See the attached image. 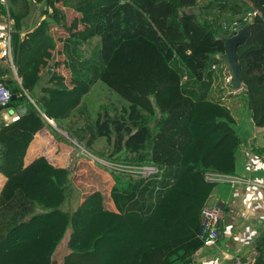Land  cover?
Instances as JSON below:
<instances>
[{
	"label": "trees",
	"instance_id": "1",
	"mask_svg": "<svg viewBox=\"0 0 264 264\" xmlns=\"http://www.w3.org/2000/svg\"><path fill=\"white\" fill-rule=\"evenodd\" d=\"M35 1L44 2L39 14L47 23L67 28V16L57 7L62 0ZM93 14L94 37L65 38L63 53L75 81L90 88L101 83L124 104L114 115L106 107L73 138L87 151L104 138L112 150L110 163L152 165L160 172L144 179L112 171L116 210L101 191L72 210L67 169L45 157L25 165L35 135L48 123L27 84L13 74L30 50L29 34L23 39L18 33L25 18L17 4L0 0V17H8L17 32L11 64H0V83L15 100L0 113L21 111L18 120L0 124V174L6 178L0 193V264H52L68 232L62 264H193L205 247L202 210L212 204L218 186L226 185L207 182L206 174L237 175L244 141L230 101L240 97L254 126L264 128V3L102 0ZM251 17V34L237 50L244 90L236 96L226 89L230 76L218 59L224 53L220 38L231 37ZM253 257L264 264V243Z\"/></svg>",
	"mask_w": 264,
	"mask_h": 264
},
{
	"label": "crops",
	"instance_id": "2",
	"mask_svg": "<svg viewBox=\"0 0 264 264\" xmlns=\"http://www.w3.org/2000/svg\"><path fill=\"white\" fill-rule=\"evenodd\" d=\"M10 1L23 5L24 10L19 13L24 18H27L32 7H34L32 17L37 12L33 29L28 33L30 50L24 54L20 66L26 65L27 58L32 53L33 40L39 37L43 46L49 47V53L57 56L53 58L56 63L55 66L52 65L54 76L50 85L66 90L57 92L52 89H43V91L36 89L33 93L35 101L44 108L48 126L35 135L25 157V165L28 166L35 160L45 157L51 165L67 169L72 175L71 182L74 185L84 178L85 174L81 168L86 161L78 155L70 142L65 140L64 135L73 136L83 128L75 126L76 120L85 118L84 125L91 121L90 117L80 112H73L78 106L80 97L89 87L73 79L63 53V44L67 37L81 41H88L94 37L96 17L93 12L102 6V0H62L58 3L57 7L67 16V28L47 23L46 18L39 14L38 7L41 4L38 5L35 0ZM32 17L28 21L25 19L23 27L29 28ZM12 23L8 17H0V64L5 67L11 64L7 38L10 31L9 24L13 30ZM53 41L57 44L54 52L50 47ZM234 99L236 100L237 97ZM20 112L17 110L1 112L0 124H10L18 120ZM234 117L244 141L238 157L237 175L251 178L255 184L237 186L233 190L228 185L218 186L211 196V203L223 207L226 211L225 220L221 225V236L215 247L200 249L193 258V264H232L236 258L252 259L255 247L264 238V163L260 162V153L264 152V128L254 126L249 111L246 117L240 115ZM94 147L95 144L92 148ZM111 179L110 194L114 185V180L112 177ZM5 182L6 178L0 174V193ZM70 203H74V200ZM108 207L116 210L113 201ZM68 236L69 240L70 233ZM66 255L68 254H63Z\"/></svg>",
	"mask_w": 264,
	"mask_h": 264
},
{
	"label": "rangeland",
	"instance_id": "3",
	"mask_svg": "<svg viewBox=\"0 0 264 264\" xmlns=\"http://www.w3.org/2000/svg\"><path fill=\"white\" fill-rule=\"evenodd\" d=\"M17 8L19 12L24 10L21 3H17ZM31 17L32 11L27 14V18L25 19L28 21ZM11 26L13 27V23ZM240 30L241 29H238L237 31ZM30 41H32L31 37ZM33 41L32 53L30 56H28L26 65L24 67L20 66L18 71H16L15 68L13 69L15 78L19 81V83L25 82L27 84V92L31 95H33L36 89H41L42 91L43 89H52L57 92H65L66 90L63 88L50 85L54 76L52 72V65L55 66L56 63V60L53 58H57V56L49 53V47L43 46L39 37H37L36 40ZM56 45V42L53 41L50 46L52 48V52L56 50ZM227 79L228 77L226 74V89L230 90L233 93L232 86L230 85L231 79H229V82L227 81ZM243 90L244 88L233 94L238 95L243 92ZM42 91H40V93ZM122 104H124V102L118 96H116L108 88L100 83L97 86L91 88L89 87V89H86L84 95L79 99L77 108L73 109V112H80L86 117H90L91 121H94L97 118L99 112H101L102 114L105 113L106 107L109 108L108 110L110 114L114 115L120 110ZM229 106L231 107V110L235 116H247L248 110L239 97H237L236 100H231ZM83 120H85V118H82V120H76L75 126H81L80 128H82L84 126ZM64 137L65 140L70 142L73 148L77 150L78 155L86 161L83 163L84 166L81 168V170L85 174L84 178L77 181L74 185L72 184V195L74 203H70L71 205H69V209H73L78 206L85 199V197L88 196V194L96 190H100L105 193L109 206V204L111 203V177L113 178V175L112 170L109 167L110 162L106 157L110 155L112 150L108 146L106 139H99L95 144V147L87 151L85 146L79 144L77 140L73 138V136L65 134ZM69 233L70 232H68V234ZM68 234L59 245L57 252L53 257V262H55L56 264L58 262V264H62L65 257L63 256V254L69 253L67 246L69 237Z\"/></svg>",
	"mask_w": 264,
	"mask_h": 264
},
{
	"label": "built area",
	"instance_id": "4",
	"mask_svg": "<svg viewBox=\"0 0 264 264\" xmlns=\"http://www.w3.org/2000/svg\"><path fill=\"white\" fill-rule=\"evenodd\" d=\"M257 15V12L253 14V17ZM11 29L9 24V30ZM238 29H236L237 31ZM11 38L12 35L8 33V48L9 54L11 51ZM230 77L227 79L229 82ZM14 96L11 91L3 84L0 83V107L5 106L12 102ZM43 117L45 115L43 114ZM50 122H53L49 120ZM260 162L264 163V152L260 155ZM109 167L112 171L124 172L134 176H139L144 179L152 178L159 174L160 170L156 166H143V167H131L120 164L109 163ZM206 181L214 184H226L229 185L232 190L237 186H250L255 184L251 178L239 175H222L218 173H207ZM226 217V211L223 207L215 204H207L204 206L201 213V221L203 226L202 240L204 246L207 248H213L217 245L221 236V225ZM232 264H255V258L242 259L236 258Z\"/></svg>",
	"mask_w": 264,
	"mask_h": 264
},
{
	"label": "water",
	"instance_id": "5",
	"mask_svg": "<svg viewBox=\"0 0 264 264\" xmlns=\"http://www.w3.org/2000/svg\"><path fill=\"white\" fill-rule=\"evenodd\" d=\"M259 3L260 5H262L264 3V0H259ZM43 4L44 2L38 8L41 9ZM192 12L195 13L196 15H199L200 13L199 10L197 9H192ZM36 16H37V12L34 13L28 29L23 27V29L18 32L20 35H22L23 39H25L26 35L32 31ZM252 23H253V17L249 19L248 23L243 28H241L240 31H235L231 37L220 38V40L224 43V53L219 55L218 59L227 65L228 74L231 79L230 85L232 86L233 93L238 92L244 88L243 71L241 64L239 62L237 50L239 46L243 45L249 38L251 34L250 29ZM9 33L12 35L17 32L15 30H10ZM13 100H15V98H13ZM263 243H264V238H262L258 242L257 246ZM53 264L56 263L53 262Z\"/></svg>",
	"mask_w": 264,
	"mask_h": 264
}]
</instances>
